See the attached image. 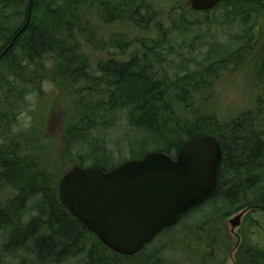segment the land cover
Here are the masks:
<instances>
[{
  "label": "trees",
  "instance_id": "trees-1",
  "mask_svg": "<svg viewBox=\"0 0 264 264\" xmlns=\"http://www.w3.org/2000/svg\"><path fill=\"white\" fill-rule=\"evenodd\" d=\"M245 1L251 11V7L260 9L261 0ZM237 7L226 0L210 11L190 9V14L209 17L224 8L225 15H234L240 13ZM185 10L180 7L179 16H172L175 30L186 24V31L187 24L198 23L184 17ZM158 16L146 0H0V183L13 191L12 197L0 201V264L20 252L42 264L74 258H82L80 264H136L134 259L148 246L132 257L112 251L65 208L58 191L61 178L75 166L108 171L126 161L114 162L103 136L122 114L148 137L152 150L172 157L197 137L214 136L219 141L224 160L218 191L191 214L218 198L237 205L255 193L259 184L254 183L264 169V115L247 111L221 123L219 114L207 110L212 99L206 93L231 60L181 77L172 75L163 65L165 53L159 51L171 28L155 24L157 35L147 34ZM112 26L121 28L107 34ZM110 49L124 58H92ZM47 83L56 86L68 102L57 153L44 125L15 131L28 109V98L44 92ZM31 202L37 214L26 221ZM257 203L264 210V195ZM257 206L241 210L250 212ZM173 228L157 236L165 237ZM159 248L148 256L156 264ZM260 257L262 263L247 264H264L262 250Z\"/></svg>",
  "mask_w": 264,
  "mask_h": 264
},
{
  "label": "rangeland",
  "instance_id": "rangeland-1",
  "mask_svg": "<svg viewBox=\"0 0 264 264\" xmlns=\"http://www.w3.org/2000/svg\"><path fill=\"white\" fill-rule=\"evenodd\" d=\"M189 1L146 0L159 14L147 34L157 35L155 24L171 28L165 45L159 49L165 53L164 67L172 75L179 73L181 77L204 70L215 62L230 59V67L228 65V69L219 71V76L213 83V90L206 93L207 97L212 99L210 105H207V110L219 114L221 123H228L247 111H253L255 114L261 111V115H264V72L258 74L264 61V0L260 1L259 10L251 7L252 11L247 6L250 3L245 0H230V5L237 4L240 13L235 11L234 15H225L226 10L221 8L209 17L190 14L192 9ZM180 7L186 9L185 12L182 11L184 17L198 20V23L187 24L186 31V24L180 30L174 29L172 16H179ZM120 28L112 26L106 33H115ZM113 55H117L118 60L124 58L114 49L97 53L92 58L108 60ZM64 97L56 86L45 84L44 92L28 98V109L19 117L15 131L26 132L37 123L44 125L48 134L47 140L50 141V146H53L54 153H57L63 140L61 128L66 118L65 104L68 103ZM103 134L107 149L117 164L131 160L137 155L156 151L149 146L151 143L145 134L130 126L124 114L118 116L117 124L106 129ZM258 175L259 178L254 183L255 186L259 184L255 193H249L241 204L229 205L218 198L212 205L200 208L193 214L188 213L166 234L167 236H157L158 240L157 237L154 238L153 245L150 242L147 250L136 256L135 263L156 264L148 256L159 247L156 251L161 254L159 264H241V258H245V264L252 261L262 263L260 250L264 251V210L257 206V202L264 195V169ZM223 181L226 185L225 180ZM12 195L13 191L3 188L0 183V201H6ZM34 206V202H31L26 209V221L37 214ZM247 206L257 208H252L250 212L246 210L241 217L240 226L233 228L230 220L243 212L241 209ZM212 209L215 210L213 215ZM217 227H220L219 231ZM193 230L198 235L194 234ZM23 259L28 260L27 264H42L24 252L4 258L1 264H21ZM81 259L74 258L62 264H80Z\"/></svg>",
  "mask_w": 264,
  "mask_h": 264
},
{
  "label": "water",
  "instance_id": "water-1",
  "mask_svg": "<svg viewBox=\"0 0 264 264\" xmlns=\"http://www.w3.org/2000/svg\"><path fill=\"white\" fill-rule=\"evenodd\" d=\"M226 0H190L197 12ZM224 154L214 136L186 144L176 158L161 151L144 154L104 171L75 166L59 183L65 208L112 251L132 257L160 232L210 200L219 186ZM242 212L230 220L240 226Z\"/></svg>",
  "mask_w": 264,
  "mask_h": 264
}]
</instances>
